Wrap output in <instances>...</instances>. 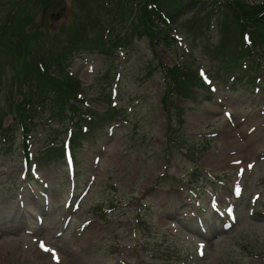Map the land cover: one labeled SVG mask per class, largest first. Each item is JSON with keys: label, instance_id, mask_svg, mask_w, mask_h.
I'll list each match as a JSON object with an SVG mask.
<instances>
[{"label": "rangeland", "instance_id": "obj_1", "mask_svg": "<svg viewBox=\"0 0 264 264\" xmlns=\"http://www.w3.org/2000/svg\"><path fill=\"white\" fill-rule=\"evenodd\" d=\"M20 1L0 0V34L8 22L37 27L38 54L45 59L59 45L53 38L65 44L75 37L74 27L87 17L85 4L94 9L97 0ZM213 1L202 0L178 17L177 28L159 43L144 36L109 56L80 44L67 54V71L81 83L79 105L97 118L88 123L89 137L72 143L73 173L64 157L46 155L69 138L70 100L60 117H36L29 134L32 176H25L18 128L13 144L1 147L0 228L16 227L0 236L4 264H35L41 242L54 250L61 240L69 259L85 264H264V63L256 86L245 75L251 70L233 69L213 54L223 39L222 11L210 8ZM115 3L109 0L103 9L98 1L113 34L128 30L134 15L128 9L118 22ZM236 39L238 32L227 40L234 45ZM10 48L0 45L3 127L13 123L8 104L20 99L12 88V60L19 53ZM33 59L26 55L23 66ZM175 64L211 86L192 84L199 91L195 102L169 91L181 122L170 119L160 101L167 83L163 68ZM113 105L118 113L109 117ZM29 227L38 234L27 244Z\"/></svg>", "mask_w": 264, "mask_h": 264}, {"label": "trees", "instance_id": "obj_2", "mask_svg": "<svg viewBox=\"0 0 264 264\" xmlns=\"http://www.w3.org/2000/svg\"><path fill=\"white\" fill-rule=\"evenodd\" d=\"M203 3L202 0H136L133 5L131 0H116L112 10L115 16L119 17L117 18L118 22L123 20L125 12L128 9L134 15L128 23V30L123 34H113L114 31H112L111 34L105 37L106 41L102 37L104 29L102 27V20L99 18V14H96L98 13L97 9L104 6L98 5L97 8L93 9L92 6L88 5L86 19L81 25L74 27V34L76 36L73 39L80 38L81 40L78 43L70 39L67 40L68 44L66 45L62 43V40L53 38L54 43L59 44L58 46L55 45L54 52L49 56L44 55L45 59L43 56L37 55V60L33 59L29 62L33 65L28 64L24 66L26 55L31 54V51L40 52L38 50V28H30V25L25 26L26 24H17V22L13 25L10 24L0 34V45L8 43L11 45L10 50L11 52L13 51V54L16 51L19 53L14 58L12 57L13 64H16L15 72H17V76L13 80V88L16 93L21 95V99L16 103L11 101L7 107V112L13 114L15 120L13 124L15 126L19 124L26 128L27 123H31L30 121L41 110L45 111V108L50 107L51 110L57 109L59 111L70 97H75L78 81L66 72L65 60L67 54L78 44L81 43L86 48L103 49L105 53H108L117 45L129 43L134 36L139 38L148 36L150 40L159 42L161 37L170 33L172 28L169 24H175L178 17L192 9H196L199 4ZM213 6L217 12L222 11L223 17L219 24L223 39L220 44L213 47V54L224 56L227 60L226 63L231 64V66H241L244 63L246 64V68H254L250 63H246L250 58L251 46H248L242 40V34L247 32V28L251 29L249 33L258 41L257 44H253L262 48L260 55L264 60V4L255 3L254 0H232L227 2L215 0L210 8ZM103 9H106V7ZM92 13L93 17L90 15ZM228 15L231 16L234 23L227 18ZM208 22L209 17L207 18ZM97 25H99L97 34L94 37H88L90 35L86 33L87 29H96ZM236 26L238 30H236ZM4 27L5 24L2 28ZM228 27L230 28L229 32H233L231 37H227L226 35V33H229ZM237 32L239 39H236L234 45H230L227 39H234V33L237 34ZM6 36H16L20 41L19 44H12V41L8 38L5 40ZM53 66L57 67L56 72L50 74V68ZM33 67L35 72L31 70ZM164 74L167 78L166 84L168 85V89L162 96V102L169 112L170 106L168 107V101L169 97H171L169 90L173 93L176 92L178 95L193 97L195 92L191 87L189 88V85L191 86L197 77L187 75L178 66L165 67ZM170 104L174 106L172 100H170ZM52 105L53 107H51ZM174 114L177 116L178 121H180V112L177 111ZM2 120L3 114H0V143L2 140L8 143L11 140V134H7L9 127H1ZM78 136L79 134H74V138ZM7 147H10V145L8 144ZM26 147L24 143V148Z\"/></svg>", "mask_w": 264, "mask_h": 264}, {"label": "bare ground", "instance_id": "obj_3", "mask_svg": "<svg viewBox=\"0 0 264 264\" xmlns=\"http://www.w3.org/2000/svg\"><path fill=\"white\" fill-rule=\"evenodd\" d=\"M24 230L27 231L29 235H31L30 239H26V241L24 242H27V244L34 243L35 241H31V240H33L34 236L38 234L36 229L34 227H29ZM15 231H16V227L12 225L5 228L1 227L0 236L3 233L6 232L13 233ZM3 241H0V264H4L2 256L3 254L7 253L6 246L4 245ZM61 242H62L61 244L56 245L54 250H52V248L50 247H46L50 251H45L44 249L40 248L35 259V264H85L79 257L76 256L73 258L75 261L69 259V257L72 258L71 253L68 251L67 247L63 244L65 243V241L61 240ZM54 255L58 257V259L54 258Z\"/></svg>", "mask_w": 264, "mask_h": 264}, {"label": "snow or ice", "instance_id": "obj_4", "mask_svg": "<svg viewBox=\"0 0 264 264\" xmlns=\"http://www.w3.org/2000/svg\"><path fill=\"white\" fill-rule=\"evenodd\" d=\"M245 39L246 40H248V37L247 36H245ZM201 75L203 76L204 75V73L203 72H201ZM205 79L207 80V78L205 77ZM238 163V162H237ZM249 167H251V165H249ZM41 247L45 250V251H50L49 249H47L45 246H44V244H43V242H41ZM201 247H203V246H201ZM54 258H57L58 259V257H56L55 255H54Z\"/></svg>", "mask_w": 264, "mask_h": 264}]
</instances>
